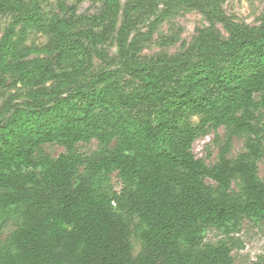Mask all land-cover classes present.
<instances>
[{"label": "trees", "instance_id": "trees-1", "mask_svg": "<svg viewBox=\"0 0 264 264\" xmlns=\"http://www.w3.org/2000/svg\"><path fill=\"white\" fill-rule=\"evenodd\" d=\"M244 44L248 55L212 78L226 94L220 111L208 120L245 132L246 151L233 160L221 158L212 167L191 151L201 127L176 121L134 122L123 127L122 141L112 147L78 149L82 141L95 138L107 144L119 133L99 130L98 118L89 111L98 94L85 93L84 88L71 96L80 101L92 97L89 103L77 105L69 96L58 97L25 111L24 117L0 122L2 200L11 205L27 202L22 227L13 236L18 253L0 255V264H233V248L242 247L234 235L241 217L264 219V183L256 169L264 147V94L258 114L250 108L253 95L264 91V41L251 37ZM130 72L147 88L160 89L152 75ZM111 74L96 75L91 85ZM183 102L194 112L213 103L209 97ZM41 142H58L64 151L39 163L41 179L19 174L23 166L36 165L31 157ZM112 171L117 172L119 190L110 183ZM236 177L242 187L232 195L227 189ZM204 178L218 189L205 185ZM134 217L146 224L141 233L146 247L136 257L129 243ZM55 224L68 226L59 239L49 237ZM208 226L223 236L207 241ZM262 262L264 256H259L253 264Z\"/></svg>", "mask_w": 264, "mask_h": 264}, {"label": "rangeland", "instance_id": "rangeland-1", "mask_svg": "<svg viewBox=\"0 0 264 264\" xmlns=\"http://www.w3.org/2000/svg\"><path fill=\"white\" fill-rule=\"evenodd\" d=\"M251 37L264 41V0H0V122L24 117L25 111L58 97L69 96L77 105L89 103L92 97L80 101L71 96L84 88L85 93L98 94L89 111L98 118L99 130L119 133L107 144L95 138L82 141L77 144L80 150L112 147L122 141L123 127L134 122L176 121L201 127L191 151L206 166L221 158L233 160L246 151L247 134L230 123L208 120L220 111L226 94L212 78L248 55L244 42ZM130 70L152 75L160 89L147 88ZM103 72L112 74L91 85ZM263 94L253 95L250 108L255 115ZM199 97L213 103L203 112L184 105V100ZM63 151L58 142H41L31 157L36 165L18 172L41 179L39 163ZM256 169L264 183V147ZM108 177L119 190L117 172ZM203 182L218 189L208 178ZM241 187L242 179L236 177L227 192L237 195ZM3 193L0 189V255H14L18 249L13 236L22 227L27 202L5 203ZM67 228L55 224L49 237L59 239ZM144 230L146 224L138 217L130 220L133 257L145 250ZM234 235L242 247L233 248V264H253L264 256V219L241 217ZM222 236L220 229L206 228L207 241L214 243Z\"/></svg>", "mask_w": 264, "mask_h": 264}]
</instances>
